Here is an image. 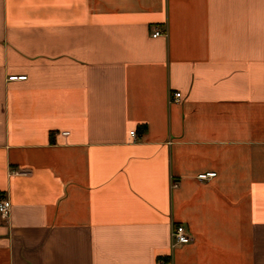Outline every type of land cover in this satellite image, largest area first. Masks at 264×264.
Segmentation results:
<instances>
[{
    "label": "crops",
    "instance_id": "obj_1",
    "mask_svg": "<svg viewBox=\"0 0 264 264\" xmlns=\"http://www.w3.org/2000/svg\"><path fill=\"white\" fill-rule=\"evenodd\" d=\"M1 197L0 264H264V0H0Z\"/></svg>",
    "mask_w": 264,
    "mask_h": 264
},
{
    "label": "built area",
    "instance_id": "obj_2",
    "mask_svg": "<svg viewBox=\"0 0 264 264\" xmlns=\"http://www.w3.org/2000/svg\"><path fill=\"white\" fill-rule=\"evenodd\" d=\"M162 33L159 30H155L151 37L152 38H157L159 36H161ZM26 77L25 76H11L8 78V80L10 81H16V80H25ZM181 95L180 93H175L172 95V97H170V103H177L179 102ZM130 135L133 137V139H136V135L134 131L130 132ZM15 174H19L18 172H15ZM22 174V173H20ZM215 176V173H206V174H201L198 176L199 180H206L208 178H212ZM10 210H11V203L9 201L8 198L6 197H1L0 198V220H6L8 219L9 215H10ZM171 239H172V248L178 247V246H182L185 244H188L189 242L192 241L191 236L189 235V233L187 232L186 228L183 225H178L176 226L172 233H171ZM159 264H163V263H159Z\"/></svg>",
    "mask_w": 264,
    "mask_h": 264
}]
</instances>
